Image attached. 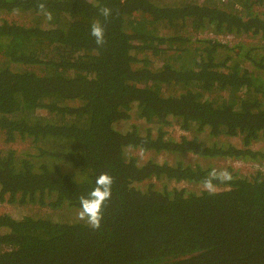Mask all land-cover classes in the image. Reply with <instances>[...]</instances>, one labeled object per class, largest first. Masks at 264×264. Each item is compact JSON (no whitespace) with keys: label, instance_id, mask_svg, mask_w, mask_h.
<instances>
[{"label":"trees","instance_id":"obj_1","mask_svg":"<svg viewBox=\"0 0 264 264\" xmlns=\"http://www.w3.org/2000/svg\"><path fill=\"white\" fill-rule=\"evenodd\" d=\"M3 12L31 21L0 19V134L32 150L0 151V202L77 214L100 172L113 185L99 230L0 212V264H264V167L199 162L264 161L252 148L264 140V0H0ZM213 168L232 179L210 194L196 185Z\"/></svg>","mask_w":264,"mask_h":264},{"label":"rangeland","instance_id":"obj_2","mask_svg":"<svg viewBox=\"0 0 264 264\" xmlns=\"http://www.w3.org/2000/svg\"><path fill=\"white\" fill-rule=\"evenodd\" d=\"M189 3L190 0H178V3ZM194 2H199V0H194ZM0 19H5L10 22H15V23H20V24H28L29 20L31 21V15L29 13H23V12H3L0 13ZM192 35L194 36H199V37H215L216 39H219L221 41H231L233 42L235 39L232 38H227L225 36L221 35H213L208 31L201 32V33H196L191 31ZM36 38H31L30 41L24 46L23 51L25 52H30V51H36L39 48V44ZM241 41L246 44H253L256 41V38H251L250 36H242ZM131 121L139 124L141 127L146 126L143 122L142 119L138 118L136 115H133L131 118ZM168 134L170 136L178 137L180 134H185L188 135L185 132H181L174 124L171 126L167 127ZM226 141H230L235 144H239V138H233L229 137L226 138ZM207 143L211 142V139L208 138ZM8 148H11L15 150L16 153H23L24 151L27 150H32L31 144L29 142V139H20L17 138L16 140H13L11 142H6L3 140V136L0 134V151L6 150ZM252 148L254 149H261L264 150V140H259L256 141L252 144ZM131 155H134L137 157V160L139 163L143 162L149 157H152L156 160H161L163 158L162 155L158 156H153L152 153L150 152H141L140 150H133L128 152ZM200 164H212L215 167L221 168L225 167L226 165H230L233 167L234 170L246 174L249 172L254 171L255 169L259 167H264V161L257 163V162H252V161H243V160H238V159H232V158H212V159H206V158H199ZM199 186L200 188H204L203 186H200V184L196 185ZM64 206V210H54V211H49L48 209H45L44 207L42 208H37L33 207L31 205L28 206H18L6 202H0V212H6L14 217H21L25 214L28 215H43V214H51L54 219H65V220H78V219H70L68 217H75L77 214L74 213V209ZM77 218V217H75Z\"/></svg>","mask_w":264,"mask_h":264},{"label":"clouds","instance_id":"obj_3","mask_svg":"<svg viewBox=\"0 0 264 264\" xmlns=\"http://www.w3.org/2000/svg\"><path fill=\"white\" fill-rule=\"evenodd\" d=\"M99 11L100 14L106 19L112 13V10L107 6L100 8ZM46 17L48 20H51L52 13L46 12ZM90 35L95 38V43L98 46H103L105 43V29L99 21H94L91 24ZM225 37L236 40V38L230 35H225ZM231 179L232 176L229 172H227V170H217L213 168L209 171L208 176L204 179L203 187L211 194L215 190V186L213 184L214 180L228 181ZM112 185L113 177L107 172H100L95 178L94 187H92L86 195L79 197L80 210L77 213V217L80 221L84 222L86 226L93 230H99L101 228L103 207L105 202L111 199Z\"/></svg>","mask_w":264,"mask_h":264},{"label":"built area","instance_id":"obj_4","mask_svg":"<svg viewBox=\"0 0 264 264\" xmlns=\"http://www.w3.org/2000/svg\"><path fill=\"white\" fill-rule=\"evenodd\" d=\"M215 1L224 3V2H227L228 0H215Z\"/></svg>","mask_w":264,"mask_h":264}]
</instances>
